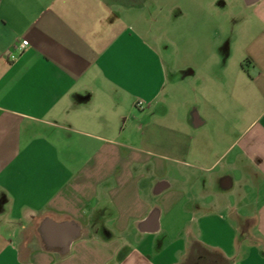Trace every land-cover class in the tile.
<instances>
[{"label":"crops","instance_id":"crops-1","mask_svg":"<svg viewBox=\"0 0 264 264\" xmlns=\"http://www.w3.org/2000/svg\"><path fill=\"white\" fill-rule=\"evenodd\" d=\"M0 264H264V0H0Z\"/></svg>","mask_w":264,"mask_h":264},{"label":"rangeland","instance_id":"rangeland-1","mask_svg":"<svg viewBox=\"0 0 264 264\" xmlns=\"http://www.w3.org/2000/svg\"><path fill=\"white\" fill-rule=\"evenodd\" d=\"M123 2V0H122ZM185 12L187 13L186 18H184L183 20H181L180 22L182 23V25H173V21H169L165 22L166 25L163 24V20H159L157 19V23L153 26L154 31L156 32V35L159 37V42L162 44L164 43V34H162L164 31L169 32V37L171 39H174L175 42H177V45L174 46L172 45L170 47V50H174V49H180L181 51H190V50H194L195 49V40L194 38L191 37H195L196 35H208V34H214L216 32H218V27H217V31L213 26H196V25H192V20L194 18V11L191 9H184ZM147 9L143 10V13L139 16H137L136 18H134L132 16V14H126V18L127 20H129L130 22H132V20L134 19L133 24L137 27V28H142L143 25V20L144 17L146 16ZM209 11L205 10V11H201V17L206 18ZM125 16V12H123V14ZM123 16V17H124ZM182 15H180L178 13V11H174L173 17L172 18H179ZM177 21V20H175ZM220 34L222 33H230L231 34V27L228 26H222L220 27ZM183 39H182V38ZM194 40V41H191ZM175 51V50H174Z\"/></svg>","mask_w":264,"mask_h":264},{"label":"built area","instance_id":"built-area-1","mask_svg":"<svg viewBox=\"0 0 264 264\" xmlns=\"http://www.w3.org/2000/svg\"><path fill=\"white\" fill-rule=\"evenodd\" d=\"M28 44H29L28 41H22L21 44L19 45L18 49H17L18 52L22 53V51L28 46ZM10 58H11V60H14L15 56L14 55H10ZM136 106L139 107V108H142V103L138 102L136 104Z\"/></svg>","mask_w":264,"mask_h":264},{"label":"trees","instance_id":"trees-1","mask_svg":"<svg viewBox=\"0 0 264 264\" xmlns=\"http://www.w3.org/2000/svg\"><path fill=\"white\" fill-rule=\"evenodd\" d=\"M212 255L219 257V260H220V261H222V260H223L222 256H221V255H219V254H217V253H213Z\"/></svg>","mask_w":264,"mask_h":264}]
</instances>
